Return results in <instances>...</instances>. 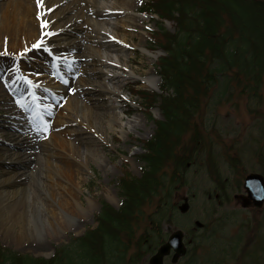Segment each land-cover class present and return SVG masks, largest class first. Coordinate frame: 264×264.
I'll return each mask as SVG.
<instances>
[{
    "label": "rangeland",
    "instance_id": "374dc122",
    "mask_svg": "<svg viewBox=\"0 0 264 264\" xmlns=\"http://www.w3.org/2000/svg\"><path fill=\"white\" fill-rule=\"evenodd\" d=\"M4 1L0 0V4ZM84 1L94 2L101 9L109 5L104 0H52L57 6L54 11L55 19L63 33L49 37L42 47L31 45L25 50L16 45L9 47L0 43V53H3L0 54V108H3L0 109V131L13 124L25 126L29 120L44 132L36 140L37 144L44 139L50 141L52 133L59 134L51 130V126L59 119H64V103L77 96L83 102L85 112V116L81 117L82 122H86L88 126L87 133L83 136L90 137V142L86 143L67 133L62 134L66 140L69 138L76 159H81L85 167L84 174L76 179V182H80L79 199L84 205L90 204L81 219L63 214L65 228L46 229L36 217L34 224L37 233L28 239L18 237L20 226L17 223H0V248L22 255L51 258L56 250L69 244L72 238L96 227V216L103 203L117 208L121 202L118 180L125 171L132 176L140 175L144 152L142 141L153 135L156 121L161 119L157 106L143 110L139 107L141 99L132 94L133 90L159 93L160 77L156 65L163 52L154 50L155 44L150 37L151 33L157 31L158 18L141 13L146 0H134L139 9L132 14L143 22L145 28L134 32V47L138 54L137 61L140 62V57L143 58L144 65L140 67V75H131L135 80L129 79L124 89L119 83L97 79L92 74L97 70L102 73H118L120 70H111L101 65L96 60L97 57L85 60L89 35H96L101 40L103 32L109 34L113 30L114 20L110 16L84 18L81 15ZM161 25L169 32L175 27L174 22L168 20L162 21ZM140 40L146 43L147 50L139 44ZM100 50L99 57H110L117 61L114 52L109 54ZM151 68L154 69L153 75L145 77L143 70ZM99 82L112 91L99 87ZM81 87L83 91L80 90ZM77 90H80L79 94ZM4 100L7 103L2 102ZM10 102L18 110L19 115L15 118L5 111V106H10ZM112 102L116 105L115 109L108 108ZM207 104L203 114L208 117L211 126L207 127V131L213 140V153L218 159L222 174L231 181L228 200L223 201V198L217 196L218 190L206 169L194 166L188 171L187 184L178 189L174 200L177 205L183 196H188L190 209L181 214L175 206L173 220L168 225L172 230L181 229L184 232L189 249L202 236L207 239L213 235L208 239L207 245L212 242L215 252L212 253L210 248L194 247L197 256L195 264H249V259L236 255L238 249L234 252L232 248H238L234 242L242 232V224H246L249 228L247 226L244 229L239 250L246 247L250 251L259 244L261 252L264 251L263 237L257 241L255 235L258 232L257 235L261 236L264 231V206L261 209L242 208L240 202L234 199L235 194L243 192V178L238 188L235 175L227 162L230 156L241 155L242 167L239 170L243 173L242 177L251 172L264 175V86L254 98L234 93L228 100L222 99L218 103L215 98L207 101ZM107 116L117 121L111 128L105 126ZM5 143L7 141L0 134V149ZM31 157V150H28L24 158ZM6 165H9L7 161L0 160L1 168ZM23 168L18 165L15 170L22 172ZM27 169L25 167L24 172ZM39 178L41 182L45 180L42 176ZM24 182L26 186L30 184V181ZM196 221L202 222L204 226L198 231V241L192 245L189 233L195 228ZM37 244L41 247L36 246ZM164 264H172L170 258H166ZM177 264H188V261L182 259Z\"/></svg>",
    "mask_w": 264,
    "mask_h": 264
},
{
    "label": "trees",
    "instance_id": "16d2710c",
    "mask_svg": "<svg viewBox=\"0 0 264 264\" xmlns=\"http://www.w3.org/2000/svg\"><path fill=\"white\" fill-rule=\"evenodd\" d=\"M142 11L158 16L157 31L151 33L156 49L159 93L133 91L143 110L158 107L161 119L153 135L142 141L143 165L139 176L124 172L118 180L120 205L103 203L97 225L56 250L51 258H36L0 248V264H143L167 238L164 225L173 220L175 194L188 182V171L204 167L215 183L218 197L228 200L231 182L222 174L213 153V140L204 116L207 101L230 99L234 93L254 98L264 86V0H146ZM172 21V32L162 21ZM156 33V34H155ZM242 156H230L228 166L237 187ZM202 223V222H201ZM195 227L190 243L198 241ZM234 242L249 264H263L264 251L241 247L244 229ZM249 228V226L247 227ZM260 231V229H259ZM260 241L262 235H257ZM202 236L194 247L215 252ZM233 244V243H231ZM194 247L183 259L197 260ZM224 252V251H223ZM235 255V256H236ZM235 256L233 258H235ZM245 264V263H244Z\"/></svg>",
    "mask_w": 264,
    "mask_h": 264
},
{
    "label": "bare ground",
    "instance_id": "6f19581e",
    "mask_svg": "<svg viewBox=\"0 0 264 264\" xmlns=\"http://www.w3.org/2000/svg\"><path fill=\"white\" fill-rule=\"evenodd\" d=\"M104 1L109 4L106 8H97L94 2L84 1L81 9L84 18L110 16L114 20L113 30L109 34L103 32L101 40L96 35H89L85 60L97 57L96 60L101 65L111 70H120L118 73L115 71L102 73L97 70L92 74L94 78L119 83L121 88L126 89L127 81L135 80L131 75H140V67L144 65L143 58L140 57V62L137 61L134 32L145 28L143 22L132 14L139 9L134 0ZM56 8L52 0H41L39 7L37 0H5L0 4V43L9 47L16 45L24 50L31 45L44 46L49 37L63 33L55 19ZM139 44L147 50L143 40H140ZM100 49L109 54L114 52L117 61L110 57H99ZM143 73L145 77H150L154 69L143 70ZM100 84L99 82V87L108 92L112 91L104 84ZM80 90L83 91V87ZM80 90H77V93ZM2 102L7 103L6 100ZM82 103L77 96L66 100L64 119H59L56 125L51 126V130L59 134L52 133L50 141L44 139L37 144L36 140L44 132L40 126L29 120L25 126L13 124L0 131L1 136L7 141L0 149L2 151L0 160L9 164L4 168L0 167V223H17L20 226L18 233L20 239L35 236L36 217L43 228H65L63 214L81 219L90 205H84L79 199L80 182H76V179L84 174L85 167L81 159H76L69 138L66 140L62 135L67 133L77 140L90 142L89 136H83L87 133L88 126L81 119L85 116ZM108 108L115 109L116 105L112 102ZM5 111L13 118L19 115L11 102L10 106H5ZM116 123L115 118L107 116L105 119V126L108 128ZM28 150H31L30 159L24 158ZM18 165L28 168L27 171L24 172V168L22 172L16 171ZM40 176L45 180L41 182ZM24 181H30V184L26 186ZM36 246L41 247L38 244Z\"/></svg>",
    "mask_w": 264,
    "mask_h": 264
},
{
    "label": "water",
    "instance_id": "95a60500",
    "mask_svg": "<svg viewBox=\"0 0 264 264\" xmlns=\"http://www.w3.org/2000/svg\"><path fill=\"white\" fill-rule=\"evenodd\" d=\"M243 191L244 193L234 195V198L240 201L241 207L261 208L264 203V176L257 172L248 173L243 180ZM188 209V197L184 196L182 203L178 205V210L185 213ZM196 225L201 226L199 222H196ZM168 230H170V227H168ZM186 252L184 233L181 229H175L170 232L166 241L157 248L155 253L149 257L148 264H163L165 257L169 255H171L170 262L175 264L185 256Z\"/></svg>",
    "mask_w": 264,
    "mask_h": 264
},
{
    "label": "snow or ice",
    "instance_id": "6c2138e0",
    "mask_svg": "<svg viewBox=\"0 0 264 264\" xmlns=\"http://www.w3.org/2000/svg\"><path fill=\"white\" fill-rule=\"evenodd\" d=\"M37 6L39 7V6H41V0H37ZM33 47H38V45H33ZM0 54H3V53H0ZM21 55H22V53H21ZM27 82V81H26ZM30 83V82H29ZM18 103H19V101H18Z\"/></svg>",
    "mask_w": 264,
    "mask_h": 264
}]
</instances>
